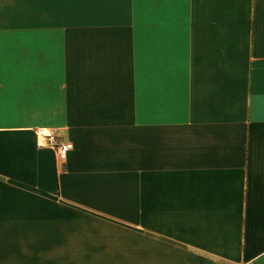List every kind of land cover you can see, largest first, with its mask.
I'll use <instances>...</instances> for the list:
<instances>
[{
    "label": "crops",
    "instance_id": "obj_1",
    "mask_svg": "<svg viewBox=\"0 0 264 264\" xmlns=\"http://www.w3.org/2000/svg\"><path fill=\"white\" fill-rule=\"evenodd\" d=\"M0 264H264V0H0Z\"/></svg>",
    "mask_w": 264,
    "mask_h": 264
},
{
    "label": "built area",
    "instance_id": "obj_2",
    "mask_svg": "<svg viewBox=\"0 0 264 264\" xmlns=\"http://www.w3.org/2000/svg\"><path fill=\"white\" fill-rule=\"evenodd\" d=\"M34 144L37 148L50 149L53 151L55 159L63 163L72 146L70 142L63 140L52 130L46 128H36L33 130Z\"/></svg>",
    "mask_w": 264,
    "mask_h": 264
}]
</instances>
